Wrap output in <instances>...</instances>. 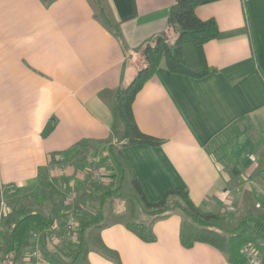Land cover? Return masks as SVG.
<instances>
[{
  "label": "crops",
  "instance_id": "1",
  "mask_svg": "<svg viewBox=\"0 0 264 264\" xmlns=\"http://www.w3.org/2000/svg\"><path fill=\"white\" fill-rule=\"evenodd\" d=\"M174 1L0 0V182L16 187L9 201L45 206L49 216L55 194L82 186L86 165L50 161L78 140L96 148L97 178L124 194L103 201L99 224L69 237L81 250L73 264H231L207 243L184 247L182 214L147 213L134 176L150 201L178 186L209 211L246 210L247 202L264 209V0L195 7L218 28L203 45L211 71L192 78L162 62L132 102L139 129L162 143L122 145L115 92L144 65L141 49L166 29ZM97 208L88 204L82 219ZM128 221L148 225L153 241ZM34 241L45 249L60 244L41 234Z\"/></svg>",
  "mask_w": 264,
  "mask_h": 264
},
{
  "label": "trees",
  "instance_id": "2",
  "mask_svg": "<svg viewBox=\"0 0 264 264\" xmlns=\"http://www.w3.org/2000/svg\"><path fill=\"white\" fill-rule=\"evenodd\" d=\"M201 1L203 0L173 2L168 9L166 29L146 42L141 49L140 55L144 65L138 69L126 87L116 90V114L123 123V146L162 143V139L139 129L132 111L135 95L162 62L170 72L192 78H201L211 71L204 57L203 45L217 36L218 28L213 19L202 20L197 16L195 7ZM97 5L104 23L107 24L106 16L100 10V5ZM52 125V122H48L46 131L50 130ZM95 151L96 148L87 141L78 140L65 151L69 152L67 156L50 160L56 164L73 165L75 169H79L81 165L87 166L82 186L74 189L76 196L68 206L65 205L64 192L55 194L50 200L49 216L40 209L28 208L23 202L9 201L10 212L4 217L3 230L0 233V259L5 264L21 262L33 234H41L45 239L50 238L51 224L59 221L62 226L63 219L67 218L65 210L70 209L79 220L76 235L81 238L86 227L97 225L102 220L103 201L124 195L119 187H114L112 183H103L97 178L98 164L92 160ZM48 177L46 170L41 180L47 181ZM131 183L138 202L147 213L157 217H166L174 211L182 214L180 242L184 247H191L196 242L207 243L223 252L231 264H245L241 248L245 244H253L261 252L264 264V246H261L264 240V209L258 214L249 211L235 226L226 229L220 225L225 214L195 205L185 188L168 186L158 200L150 201L136 176ZM93 202L98 203V208L88 219L83 220L84 209ZM126 226L143 241H153V232L145 223L128 221ZM69 235L65 231L60 232L58 236L62 243L53 245L50 249L41 247L47 260L53 261V264H73L76 261L81 250L76 246L70 247L71 244L67 242Z\"/></svg>",
  "mask_w": 264,
  "mask_h": 264
},
{
  "label": "built area",
  "instance_id": "3",
  "mask_svg": "<svg viewBox=\"0 0 264 264\" xmlns=\"http://www.w3.org/2000/svg\"><path fill=\"white\" fill-rule=\"evenodd\" d=\"M15 192L16 187L14 185L3 184L0 182V233L3 230L4 217L10 212L8 197L13 195ZM75 196L76 192L73 189L67 192L65 205L68 206ZM65 212L67 213V218L63 219L62 226L59 224V221L53 222L50 226V238L52 240L59 239L60 243L62 240L59 238L58 233L65 231L66 234H70L69 237H76V232L79 228V220L72 213V211L67 209ZM39 235L40 234L37 233L33 234L31 243L22 256L21 260L23 264H48V260L45 258L41 246L34 241ZM261 246H264V242L261 244ZM241 250L245 258V264H263L262 254L253 244H245L242 246ZM0 264H5V262L0 259Z\"/></svg>",
  "mask_w": 264,
  "mask_h": 264
},
{
  "label": "rangeland",
  "instance_id": "4",
  "mask_svg": "<svg viewBox=\"0 0 264 264\" xmlns=\"http://www.w3.org/2000/svg\"><path fill=\"white\" fill-rule=\"evenodd\" d=\"M137 69H139V68H137ZM128 184H129V182H127V181H126V183L123 182L122 188L125 189ZM248 196L249 195H247V197ZM20 202H23V201H20ZM23 203H25V202H23ZM50 205L51 204L47 203V207H49ZM26 206L28 208H32V209L34 208V209H37V210L40 209V210H42L44 212L46 211V210H44L45 206L35 207V206H31L30 204L29 205L26 204ZM244 208H246V210L243 209V210H239V211H236V212L235 211H228L226 213H223V212L221 213V210L220 211L218 210L217 213L222 214V215L225 214L224 220H221L220 225L222 227L226 228V229L227 228L229 229V228L235 226L236 223L238 222V220L249 212V209L252 210V212H254L255 214H258V212H260L262 210V207L261 206L257 207L256 203L251 204V203H248V202H247V204H246V206ZM263 242H264V240L262 241V243Z\"/></svg>",
  "mask_w": 264,
  "mask_h": 264
}]
</instances>
